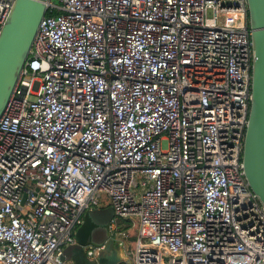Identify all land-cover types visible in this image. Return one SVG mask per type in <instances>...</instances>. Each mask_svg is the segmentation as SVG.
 <instances>
[{
  "label": "built area",
  "instance_id": "1",
  "mask_svg": "<svg viewBox=\"0 0 264 264\" xmlns=\"http://www.w3.org/2000/svg\"><path fill=\"white\" fill-rule=\"evenodd\" d=\"M47 5L0 119V264H73L64 250L104 199L120 264H264L243 164L247 0Z\"/></svg>",
  "mask_w": 264,
  "mask_h": 264
},
{
  "label": "water",
  "instance_id": "2",
  "mask_svg": "<svg viewBox=\"0 0 264 264\" xmlns=\"http://www.w3.org/2000/svg\"><path fill=\"white\" fill-rule=\"evenodd\" d=\"M48 0H15L11 13L0 33V119L28 59L40 24L48 12ZM253 50L255 53L252 79V101L247 127L243 164L252 191L264 204V0H247ZM59 4V2H55ZM100 221L95 211H88L79 228L69 254L62 261L73 264L130 263L124 249L110 231L114 211ZM102 248L97 260H90L88 248Z\"/></svg>",
  "mask_w": 264,
  "mask_h": 264
},
{
  "label": "rangeland",
  "instance_id": "3",
  "mask_svg": "<svg viewBox=\"0 0 264 264\" xmlns=\"http://www.w3.org/2000/svg\"><path fill=\"white\" fill-rule=\"evenodd\" d=\"M97 210H95L96 217L100 221H106V220H108L110 218V216H111L110 209L101 210L100 212H98ZM81 235H82V233L79 232V229L75 231V238L76 237L77 238H81ZM135 240H136V238L134 237V238L131 239V242H133ZM73 247H74V245H70V246L66 247L65 250H64L65 254H69Z\"/></svg>",
  "mask_w": 264,
  "mask_h": 264
},
{
  "label": "crops",
  "instance_id": "4",
  "mask_svg": "<svg viewBox=\"0 0 264 264\" xmlns=\"http://www.w3.org/2000/svg\"><path fill=\"white\" fill-rule=\"evenodd\" d=\"M111 206L109 205V203H108V200L107 199H104L103 200V204H102V206L97 210L98 212H100L101 210H105V209H110V212H111V215H112V210H111ZM98 219V218H97ZM99 220V219H98Z\"/></svg>",
  "mask_w": 264,
  "mask_h": 264
}]
</instances>
